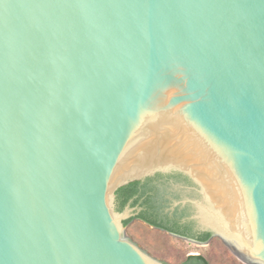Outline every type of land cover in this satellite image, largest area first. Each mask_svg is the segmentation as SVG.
<instances>
[{
  "label": "water",
  "instance_id": "obj_1",
  "mask_svg": "<svg viewBox=\"0 0 264 264\" xmlns=\"http://www.w3.org/2000/svg\"><path fill=\"white\" fill-rule=\"evenodd\" d=\"M160 173L264 264V0H0V264H165L116 207Z\"/></svg>",
  "mask_w": 264,
  "mask_h": 264
},
{
  "label": "rangeland",
  "instance_id": "obj_2",
  "mask_svg": "<svg viewBox=\"0 0 264 264\" xmlns=\"http://www.w3.org/2000/svg\"><path fill=\"white\" fill-rule=\"evenodd\" d=\"M124 238H130L152 256L177 264L190 254H203L210 264H252L219 234L205 242H198L156 228L139 218L132 219L124 227Z\"/></svg>",
  "mask_w": 264,
  "mask_h": 264
},
{
  "label": "flooded vegetation",
  "instance_id": "obj_3",
  "mask_svg": "<svg viewBox=\"0 0 264 264\" xmlns=\"http://www.w3.org/2000/svg\"><path fill=\"white\" fill-rule=\"evenodd\" d=\"M148 178H156L159 180L157 186L160 194L157 202L160 205V209L155 210L150 207L149 204H145V195L139 196V200L132 206L135 207L137 211L142 209L146 211L152 219H156L157 222H160V225L153 224L151 221L141 217L138 218L151 226L160 228L169 233L203 242L198 238L203 236L204 232L197 227L195 220L187 216L191 210V206L186 205L184 207L171 208L174 199L180 198L184 193H193L194 190L191 189L193 185L191 178L179 173H160V175H151L142 180L145 181ZM136 196L131 202H135V199H137ZM209 238L204 241L209 240Z\"/></svg>",
  "mask_w": 264,
  "mask_h": 264
},
{
  "label": "trees",
  "instance_id": "obj_4",
  "mask_svg": "<svg viewBox=\"0 0 264 264\" xmlns=\"http://www.w3.org/2000/svg\"><path fill=\"white\" fill-rule=\"evenodd\" d=\"M160 175V174H157ZM159 180L156 178H148L147 180H134L130 183L119 187L116 190V207L118 210H123L127 204L131 203L134 205L137 200H139V196L145 195V204H149L150 207L156 209H160V205L158 204V196H159V188L157 186ZM137 195V196H136ZM135 202H131L134 200ZM143 203V202H142ZM135 217H141L145 220L151 221L153 224L160 225V222H157L156 219H152L146 211L143 209L139 211V213L135 216H132L126 220H124V224H128ZM212 235L211 232H204L203 236L198 238L199 240H206ZM165 264H171L168 262H164ZM177 264H210L209 260L201 253L199 254H190L186 259L177 263Z\"/></svg>",
  "mask_w": 264,
  "mask_h": 264
}]
</instances>
